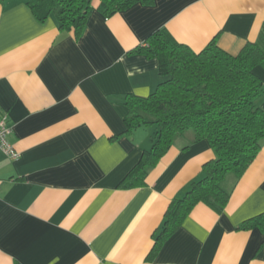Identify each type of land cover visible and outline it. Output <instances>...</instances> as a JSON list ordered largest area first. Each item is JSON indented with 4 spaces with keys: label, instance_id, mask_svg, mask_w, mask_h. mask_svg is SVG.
<instances>
[{
    "label": "crops",
    "instance_id": "crops-1",
    "mask_svg": "<svg viewBox=\"0 0 264 264\" xmlns=\"http://www.w3.org/2000/svg\"><path fill=\"white\" fill-rule=\"evenodd\" d=\"M97 3L76 37L0 0V115L19 155L0 148V264H264V234L241 227L264 213V144L223 180L221 212L198 203L166 237L165 210L214 157L209 143L176 139L143 185L119 186L153 141L151 127L125 132L124 96L160 80L134 49L166 28L195 52L216 36L236 54L264 32V0H154L109 17ZM253 70L264 88V61Z\"/></svg>",
    "mask_w": 264,
    "mask_h": 264
},
{
    "label": "trees",
    "instance_id": "trees-1",
    "mask_svg": "<svg viewBox=\"0 0 264 264\" xmlns=\"http://www.w3.org/2000/svg\"><path fill=\"white\" fill-rule=\"evenodd\" d=\"M94 1L105 17L136 3H154V0H26V4L38 20L53 13L60 29L73 30L78 37ZM216 39L215 36L195 52L176 41L166 28H159L134 49L157 60L160 80L147 96H124L123 104L129 109L124 118L125 132L151 127L153 141L119 186L143 185L148 168L159 162L176 139L206 140L214 154L185 192L169 202L161 237L175 231L198 203L221 212L230 196L223 180L229 175L240 177L264 144L261 107L264 88L253 70L264 61V32L258 41L246 42L236 54L221 49ZM241 227L257 228L264 234V213L244 221Z\"/></svg>",
    "mask_w": 264,
    "mask_h": 264
},
{
    "label": "built area",
    "instance_id": "built-area-1",
    "mask_svg": "<svg viewBox=\"0 0 264 264\" xmlns=\"http://www.w3.org/2000/svg\"><path fill=\"white\" fill-rule=\"evenodd\" d=\"M11 132V128L7 124V116L5 114L0 115V148L2 152L10 157L16 159L19 155L15 151L13 146L8 141V135Z\"/></svg>",
    "mask_w": 264,
    "mask_h": 264
}]
</instances>
